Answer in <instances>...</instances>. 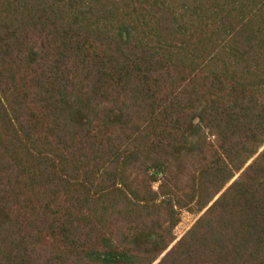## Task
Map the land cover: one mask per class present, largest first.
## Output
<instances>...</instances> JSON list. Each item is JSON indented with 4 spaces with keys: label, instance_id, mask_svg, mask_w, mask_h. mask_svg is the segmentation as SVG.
I'll return each instance as SVG.
<instances>
[{
    "label": "trees",
    "instance_id": "obj_1",
    "mask_svg": "<svg viewBox=\"0 0 264 264\" xmlns=\"http://www.w3.org/2000/svg\"><path fill=\"white\" fill-rule=\"evenodd\" d=\"M0 264H264V0H0Z\"/></svg>",
    "mask_w": 264,
    "mask_h": 264
},
{
    "label": "rangeland",
    "instance_id": "obj_2",
    "mask_svg": "<svg viewBox=\"0 0 264 264\" xmlns=\"http://www.w3.org/2000/svg\"><path fill=\"white\" fill-rule=\"evenodd\" d=\"M202 146H205L204 144ZM157 185V184H155ZM197 215L183 211L180 215V221L174 229L177 239L193 224ZM176 239V240H177Z\"/></svg>",
    "mask_w": 264,
    "mask_h": 264
}]
</instances>
